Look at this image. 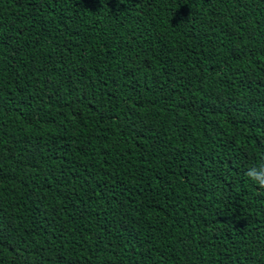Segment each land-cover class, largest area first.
Listing matches in <instances>:
<instances>
[{
	"label": "trees",
	"instance_id": "1",
	"mask_svg": "<svg viewBox=\"0 0 264 264\" xmlns=\"http://www.w3.org/2000/svg\"><path fill=\"white\" fill-rule=\"evenodd\" d=\"M264 0H0V264H264Z\"/></svg>",
	"mask_w": 264,
	"mask_h": 264
},
{
	"label": "clouds",
	"instance_id": "2",
	"mask_svg": "<svg viewBox=\"0 0 264 264\" xmlns=\"http://www.w3.org/2000/svg\"><path fill=\"white\" fill-rule=\"evenodd\" d=\"M245 175L250 182L257 185L260 189H264V165L248 168Z\"/></svg>",
	"mask_w": 264,
	"mask_h": 264
}]
</instances>
